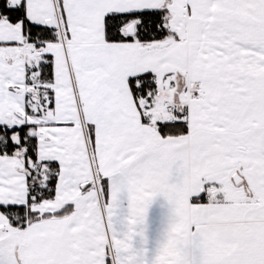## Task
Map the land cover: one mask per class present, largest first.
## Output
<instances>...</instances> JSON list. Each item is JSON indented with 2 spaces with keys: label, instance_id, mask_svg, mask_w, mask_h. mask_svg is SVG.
Here are the masks:
<instances>
[{
  "label": "snow or ice",
  "instance_id": "obj_1",
  "mask_svg": "<svg viewBox=\"0 0 264 264\" xmlns=\"http://www.w3.org/2000/svg\"><path fill=\"white\" fill-rule=\"evenodd\" d=\"M0 264H264V0H0Z\"/></svg>",
  "mask_w": 264,
  "mask_h": 264
}]
</instances>
